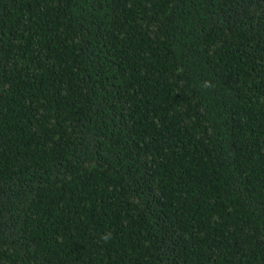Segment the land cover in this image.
Instances as JSON below:
<instances>
[{"label": "trees", "instance_id": "trees-1", "mask_svg": "<svg viewBox=\"0 0 264 264\" xmlns=\"http://www.w3.org/2000/svg\"><path fill=\"white\" fill-rule=\"evenodd\" d=\"M0 264H264V0H0Z\"/></svg>", "mask_w": 264, "mask_h": 264}, {"label": "clouds", "instance_id": "clouds-1", "mask_svg": "<svg viewBox=\"0 0 264 264\" xmlns=\"http://www.w3.org/2000/svg\"><path fill=\"white\" fill-rule=\"evenodd\" d=\"M101 239H102L105 243H107V242L111 239V234H110V233L105 234V235L101 236Z\"/></svg>", "mask_w": 264, "mask_h": 264}]
</instances>
